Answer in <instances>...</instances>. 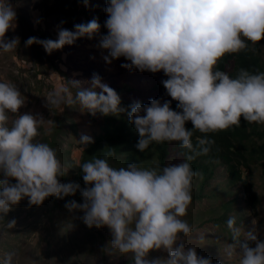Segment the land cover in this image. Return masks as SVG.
Segmentation results:
<instances>
[{
    "label": "clouds",
    "instance_id": "obj_1",
    "mask_svg": "<svg viewBox=\"0 0 264 264\" xmlns=\"http://www.w3.org/2000/svg\"><path fill=\"white\" fill-rule=\"evenodd\" d=\"M105 11L108 34L100 47L114 59L130 61L122 65L125 68L163 71L169 77L163 86L181 109L173 111L170 102L156 99L149 105L134 103L128 119L140 137L136 148L145 152L154 142H178L187 150L182 153L185 159L162 169H146L136 163L114 168L107 157H94L80 166L86 189L62 184L59 178L66 174L65 166L52 147L35 139L39 126L53 121L25 113L9 126L8 113L18 114L24 100L16 86L0 82V216L24 198L30 206H39L49 197L63 199L80 190L83 204L73 200L66 207L83 211L89 228L110 229L107 250L131 254L133 264H213L210 257L198 256L197 248L185 247L182 237L189 236L192 227L182 218L192 202L193 179L201 175L193 171L190 161L207 155L215 142L200 139L194 146V131L185 125L190 121L194 130L204 134L238 127L241 119L264 125V72L253 74L242 68L231 78L214 70L226 54L246 50V41L253 45L264 41V0H110ZM16 19L10 0H0V52H11L19 45L18 37L5 40ZM75 29L60 28L55 41L29 37L26 46L39 43L51 54L98 33L100 24L93 19ZM104 59L111 63L108 56ZM68 83L75 93L68 87L51 93L46 105L50 110L78 105L93 116H118L125 111L120 96L98 75L88 87L79 81ZM93 142L81 136V144ZM13 179L15 184L10 182ZM8 227H15V221L8 222ZM227 227L233 241L228 255L238 246L240 264H264V240L257 234L255 221L250 231L243 232L235 217H230ZM159 251L166 256L151 257ZM13 255L7 254L0 264H13Z\"/></svg>",
    "mask_w": 264,
    "mask_h": 264
},
{
    "label": "rangeland",
    "instance_id": "obj_2",
    "mask_svg": "<svg viewBox=\"0 0 264 264\" xmlns=\"http://www.w3.org/2000/svg\"><path fill=\"white\" fill-rule=\"evenodd\" d=\"M17 13L14 28L5 40L19 38L17 49L11 52H0V82L16 86L24 100V106L18 114L8 113L9 126L17 115L25 113L42 117L45 121L39 126L36 141L42 142L51 134L56 117L68 122L67 134L63 137L60 153L71 154L77 165H81L83 155L96 139L106 133L109 124L108 116L97 113L95 116L79 106H61L50 110L47 97L68 87L73 94L76 89L68 82L79 81L88 87L94 75L117 92L121 98L124 115L130 111L134 103L149 105L151 100L162 103L174 102L165 88L159 87L167 75L161 71L152 73L141 72L135 67L131 69L122 65L130 64L124 57L114 59L107 50L100 47L103 36L108 34L105 11L110 0H81V8L76 17L66 16L60 9V0H10ZM96 19L100 24L98 33L91 37L83 36L71 45L51 52L50 57L56 62L59 71L51 69L50 63L41 60L37 53V43L26 46L29 37L38 36V40H57L60 28L75 32V25L87 24ZM41 45V44H40ZM264 60V41L254 45ZM41 48L45 49L42 45ZM108 56L111 63L104 59ZM97 91H100L97 89ZM114 121L120 122L119 115H112ZM258 132H264V125L251 124ZM88 136L94 142L83 145L81 136ZM264 145V138L256 140L251 148ZM249 170L243 171V180L234 184L228 176V169L215 162L213 173L207 179L201 176L192 186V202L188 208L186 220L192 227L187 237H182L185 247L197 248L198 256L210 257L215 264H240L242 256L237 246L228 255V246L233 243L227 220L235 217L236 226L243 232L253 228L264 240V157L255 156ZM183 161L182 157L172 155L168 165ZM149 165L144 168H158V158L153 151L147 160ZM125 155H120L112 163V167H126ZM72 169L65 168L66 174L60 177L62 184L75 183L80 189H86L84 179ZM204 179V180H203ZM204 181V189L202 182ZM11 183L16 181L13 179ZM199 197H197V196ZM75 200L83 204L80 190L74 196L63 199L55 196L47 198L42 205L30 206L28 198L14 206L5 216H0V261L9 253H13V264H129L131 254L125 256L116 250H107L112 240L107 227L89 228L83 220L84 213L80 210L69 211L66 204ZM15 221V227L9 228L8 222ZM242 232L241 240L244 242ZM203 237V239H201ZM166 256L159 251L151 253V257ZM133 262V261H132Z\"/></svg>",
    "mask_w": 264,
    "mask_h": 264
},
{
    "label": "trees",
    "instance_id": "obj_3",
    "mask_svg": "<svg viewBox=\"0 0 264 264\" xmlns=\"http://www.w3.org/2000/svg\"><path fill=\"white\" fill-rule=\"evenodd\" d=\"M81 0H60V9L68 17H76L78 10L81 8ZM43 36V35H42ZM42 39L47 40L46 37ZM34 37L38 39V36L34 34ZM248 48L242 50L239 53L226 54L222 57L214 70L223 71L231 78H236L240 69H246L249 72L255 74L257 72H264V60L262 59L257 48L251 43L246 41ZM53 52V51H52ZM37 53L42 55V62L46 60L50 63L51 69L60 70L56 62L50 57L49 53L41 48V45L37 43ZM167 76L164 80H167ZM163 80V81H164ZM161 88L163 82L159 85ZM178 102L174 100L171 103L173 111L180 112L181 109L177 107ZM120 122L114 121L112 115L108 117L109 124L106 126V133L96 139L93 145L88 147L83 155L81 165L85 162H89L92 158H104L107 157L110 166L120 155H125V162L136 163L141 166L149 165L147 160L150 154L154 151L158 158V168L168 166L169 158L172 155L180 156L185 159L182 153H186V149H182L178 142H164L162 144L153 143L145 152H140L136 148L140 137L135 130L134 125L129 122L127 114H119ZM186 129L193 130L192 137L193 145L196 146L200 139L214 140V144L211 146V150L207 155L198 156L196 159L190 161L193 171L200 173L193 179V184L201 176L204 179L210 177L213 173L211 167L215 162L224 165L228 169V176L231 183H238L243 180L242 169H250L252 162H254L255 156L264 157V145L251 148L256 140V136L263 140L264 132L255 131L251 124L241 119L240 126H232L227 130L216 133H200L194 130L192 123L186 122ZM68 122L56 117L55 124L51 134L45 136L42 139L43 143H47L52 147L56 153L58 159L62 162L65 168L72 169L73 173L78 175V179L83 178V172L79 165L75 163L71 154L60 153L58 150L62 146L63 137L67 134ZM151 168H153L151 166ZM66 173V172H65ZM63 177V176H62ZM203 179V180H204ZM14 184V182H12ZM204 188V181L202 182ZM197 196V195H196ZM199 197V196H197ZM129 264H133L132 261Z\"/></svg>",
    "mask_w": 264,
    "mask_h": 264
}]
</instances>
